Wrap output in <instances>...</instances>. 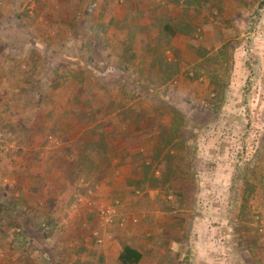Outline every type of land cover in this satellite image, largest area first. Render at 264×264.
Returning <instances> with one entry per match:
<instances>
[{
	"label": "rangeland",
	"instance_id": "obj_1",
	"mask_svg": "<svg viewBox=\"0 0 264 264\" xmlns=\"http://www.w3.org/2000/svg\"><path fill=\"white\" fill-rule=\"evenodd\" d=\"M115 1L107 26L104 0H0V223L15 254H33L31 233L66 244L69 212L90 210L94 244L139 236L142 264H264V0ZM170 4L190 21L168 24L178 50L135 22L170 23ZM117 162L142 176L118 184ZM25 203L41 222L13 213ZM7 243L0 264L31 260L5 259Z\"/></svg>",
	"mask_w": 264,
	"mask_h": 264
},
{
	"label": "crops",
	"instance_id": "obj_2",
	"mask_svg": "<svg viewBox=\"0 0 264 264\" xmlns=\"http://www.w3.org/2000/svg\"><path fill=\"white\" fill-rule=\"evenodd\" d=\"M172 1L174 2L175 0H172ZM114 2L115 3L117 2V5H115ZM166 3L169 4V1H166ZM118 4H119V2L115 1V0H104V8L107 10L106 12H104V13H106V16L104 18L106 19L105 23L107 26L110 25L112 19H113V23H116L118 20V17H116V16H119V14L121 16V14H123V13L117 12L119 9L124 8L123 5H120V4L118 5ZM176 5L178 7L183 6L181 3L176 4ZM175 7L176 6H174L173 4H170V10H171L172 14L170 15L169 14L170 12H168L167 8H166V11L164 12V15H163V17L168 16L166 18H168V21H170V23H165L163 25H156V27H155L154 22L150 18L147 19L145 17H139V18H136V20H135V22H138V24L137 23H135V24H137L139 29L145 30V32L147 30L155 29L156 33H158V34L156 36H154L153 38H155V39L164 38L165 40L168 41V43L170 42L171 46L174 47L175 50H178L181 47H184V45L180 41L184 40V37H185V39L187 37L184 34L183 35L179 34V31H178L175 24L174 25H168V24H172V22H171L172 20H176L177 23H180V21L181 22H188L189 20L186 17L187 15H182L180 12V9L179 8L176 9ZM197 8H199V7H197ZM115 9H116V11H115ZM114 11L116 12V16H113L111 14ZM157 14L158 15L162 14V12H160V9L157 10ZM190 14L191 15L189 17L192 18L193 17L192 13H190ZM163 17H161L160 20ZM119 19L121 20V18H119ZM192 19H194V18H192ZM192 22L195 25L204 26L203 25L204 20L200 16L197 17L196 19H194ZM137 37L141 38V39H143V38L147 39L148 38V36L144 37V35L137 36ZM136 41H139V40H136ZM104 44H108V43L104 42ZM157 134L158 133L151 134L150 138H157ZM158 146H160V145H157V147ZM120 148H122L121 152H123L124 151L123 145H121ZM117 151H119V150H117ZM150 152H151V150H150ZM117 160L118 159H116L115 161H117ZM158 161L163 162V157L160 158ZM163 164H164V162H163ZM115 167H116V169H115V173L113 176H114L115 181L117 180L118 184H120V185L126 186L128 184V180L131 179V181H132V180L138 179L142 176L141 173L139 171H137L136 168L132 167L130 163L122 164L121 162H117ZM26 187L28 188V186H26ZM27 188L26 189L21 188L20 193L17 194V197L20 196L19 199H21L22 201H24V200L31 201L34 199L31 195H29L27 192H25V191H27ZM22 190H24V191H22ZM102 190H104V189L102 188ZM103 192L104 191H102V194H104ZM156 192H158V191H156V189H154L152 191L151 195H155ZM186 194H187L186 190H182L180 192V195H182L184 197L186 196ZM88 197L93 199V195L92 196L89 195ZM102 198H104V196H101L100 199H102ZM139 202H143V205H139L140 208L145 209L144 203H146L147 201L142 200ZM151 203L153 205H151L152 208L148 210L149 211L148 217L152 216V213H154L158 210V208H156V205H155L156 203H154L152 201V199L150 200L149 204H151ZM27 205L28 204L25 203L24 207L19 212L15 211L13 213H15V215L17 213H19L18 216H24V217H26L27 215L32 216L33 214H35V215H37V220L35 219L36 222H41L42 217H44L46 214V211L44 210V208L34 207L32 209H29L27 207ZM125 209H126L125 211H127V212L128 211L134 212V210H133L134 207H125ZM51 213H53V210L49 214H51ZM136 213H139V212H136ZM93 214L94 213L90 210L87 212H85V210L84 211L83 210L82 211L74 210V211L69 212V217H75V218H78V220L76 221L77 223L75 222V223H71L69 225L68 234L70 235V237H69V241L66 244H64V243H62V244L58 243L57 244L56 242H53L51 245L47 240H46L47 243L44 244L43 240H41V237L39 236L38 233L36 235L31 233L29 236H27L26 233L22 232L23 235H26L27 239L25 242H21V244H24V245L26 244L28 246V248H33L34 252H33V254L28 253V252H25V253L21 252L20 255H22V256L20 258H19V255L17 256V254H15L16 253L15 249L18 247L17 244H20L17 242V240L19 238L15 237L14 236L15 234L12 235L11 232L7 231V229L14 231V229H16V228H14L15 226H10V227L5 228V227H2V225L0 223V244L2 241H4V242L8 241V243L6 245V249H8V250L10 249V251L5 250L6 251L5 252L6 253L5 259H31L30 261L25 260L24 263L22 262L23 264H25V263L26 264H43L44 263L43 259L50 260L49 261L50 264H57L54 259H62V260H60V262L62 264H80V262H77L76 259H87L88 260L87 264H107L110 261L111 262H117L118 264H122L119 260L122 249L125 246H130V247L136 249L142 256V259L138 264H142L144 262L145 255H144V252L142 251L141 246L145 243H144V241L140 240L139 236H133L132 242H128V244L124 245V247H122V246L115 247L113 241H109L103 245L94 244L95 241L92 238V229L90 227V226L94 225V223H93L94 215ZM82 216H88L89 220L85 219L88 226L84 225L83 219L81 218ZM26 221H27V218L25 219V222ZM43 221H44V219H43ZM81 225H83L84 227H82ZM174 226H172L171 228H173ZM41 227L44 228V225L41 224ZM18 228L19 229H27V226H25V224H22V226H19ZM114 231H116V230H114ZM170 233L173 234L174 236H178L179 231L172 230V232H170ZM176 239L177 238L171 239V242L174 243L175 246L177 245V242L175 241ZM78 240L81 242V244L79 245L81 248L80 247L77 248L78 247L77 244H79L77 242ZM27 241H28V243H27ZM49 245L51 246L50 248L48 247ZM46 248H49V249H46ZM46 250L48 252H46ZM0 252H1V249H0ZM95 252L97 253V255H95ZM63 261L65 263H63Z\"/></svg>",
	"mask_w": 264,
	"mask_h": 264
},
{
	"label": "trees",
	"instance_id": "obj_3",
	"mask_svg": "<svg viewBox=\"0 0 264 264\" xmlns=\"http://www.w3.org/2000/svg\"><path fill=\"white\" fill-rule=\"evenodd\" d=\"M116 147H117V150H119L121 152V149H122V148H120L121 146H119V147L116 146ZM117 157H118V155H117ZM117 157H116V159H118ZM168 160H169V157H167V156L163 158L164 163H166ZM163 162L159 161L158 165L163 164ZM141 259H142L141 254L136 249H134L130 246H125L122 249V252H121L120 257H119V260L122 264H138L141 261Z\"/></svg>",
	"mask_w": 264,
	"mask_h": 264
},
{
	"label": "built area",
	"instance_id": "obj_4",
	"mask_svg": "<svg viewBox=\"0 0 264 264\" xmlns=\"http://www.w3.org/2000/svg\"><path fill=\"white\" fill-rule=\"evenodd\" d=\"M111 212H112L111 209H107V210H103V211H102V213L104 214V217H105V215H107V216H108V219H109V214H110ZM99 242H102V241L99 240Z\"/></svg>",
	"mask_w": 264,
	"mask_h": 264
}]
</instances>
